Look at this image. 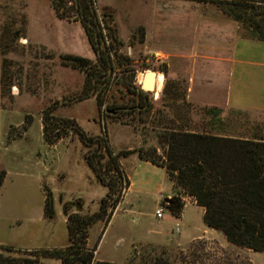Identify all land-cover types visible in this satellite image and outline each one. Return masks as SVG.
I'll return each instance as SVG.
<instances>
[{
  "label": "rangeland",
  "instance_id": "rangeland-1",
  "mask_svg": "<svg viewBox=\"0 0 264 264\" xmlns=\"http://www.w3.org/2000/svg\"><path fill=\"white\" fill-rule=\"evenodd\" d=\"M1 1L0 33L6 52L4 58L8 61L3 84V108L13 112L9 118L11 124L24 123L28 114L35 117V120L27 140L19 142L13 153L7 155L12 175H15L18 169L25 172L21 187L27 196L14 201L22 220L15 223V227L6 226L8 223L0 219V248L53 249L51 247L66 243L69 237L68 226L62 217V203L82 199L85 208L94 212L100 209L101 199L106 195L107 188L98 182L88 163L89 151L103 154L110 147L116 155L129 148L143 149L144 152L157 148L159 154H163L164 147L160 145L159 136L172 129H206L208 126L205 110L194 108L183 100L184 81H174L170 74L165 75L163 70H167L166 57L162 56L161 60L155 57L156 52L170 51L165 39L167 36L157 37L151 34L148 42L140 44L144 36L139 25L157 10H163L165 14L170 13V5H163L162 8V4H145L143 0H90V8L101 23L104 24L105 13L114 12L115 20L110 23V27L117 31L118 38L119 31L124 40L130 37L124 41L120 53L132 58L137 69L133 74L126 72L123 67H116L114 72L105 78L108 82L98 83V78L93 80L86 72L64 66L62 63L61 58L66 55L89 59L93 63L92 67L99 66L98 54L89 41L76 8L70 9L75 6L76 0L66 3V19L58 17L52 0ZM133 28L135 31L132 35L130 31ZM104 32L107 33V30L104 29ZM27 37L37 41L48 38L51 49L43 46V42L22 40ZM55 38L58 39L57 42ZM108 42L110 41L107 38ZM147 66H150V69H147ZM147 71L163 75L164 82L160 90L155 86L153 91L144 92L148 98L144 104L133 88L141 89L144 81L142 74ZM98 97L104 101L102 109L98 107ZM143 106L146 107L142 109ZM50 107L55 108L54 116L65 123H70L69 120L76 121L87 136L104 137L105 149L101 151L100 145L87 147L78 135L64 138L51 149L44 141L40 118L43 111ZM225 125L228 134L252 136L254 133L263 134L264 118H249L244 113L235 112L229 115ZM23 127L11 128L7 141L10 138L20 139ZM19 157L25 160L11 162ZM42 157H51L53 165L49 175H42L41 168L37 166ZM128 157H122L121 161ZM96 161L103 166V172L113 171L109 168V158L106 154L103 158H96ZM108 175L112 176V172ZM45 184L53 191L55 209L61 212L56 222L48 221L45 216ZM158 198L159 195L153 197V203L149 204L152 209L156 207ZM191 210L196 209L190 207L187 211ZM153 211L154 209L146 210V220L155 221ZM200 212L197 209L195 217L202 220ZM165 214L168 213L165 211ZM123 218L130 223H133L132 218L135 219L130 213L120 212L113 231L117 230V224ZM93 226L88 230V236L91 232L94 239L101 225L95 228ZM101 237L102 235L98 241ZM222 237L216 240L197 239L181 247L140 243L133 251L129 264H161L158 260L162 257L169 260V264H264V252L224 243ZM44 264L61 263L58 260L45 259Z\"/></svg>",
  "mask_w": 264,
  "mask_h": 264
},
{
  "label": "trees",
  "instance_id": "trees-1",
  "mask_svg": "<svg viewBox=\"0 0 264 264\" xmlns=\"http://www.w3.org/2000/svg\"><path fill=\"white\" fill-rule=\"evenodd\" d=\"M198 1L216 4L225 14L246 28L254 39L264 42V0ZM69 2L70 0H52L59 18H68L66 3ZM90 2L76 0L75 6L70 9L76 8L89 41L98 54L99 66L94 68L89 59L66 55L61 58L63 65L84 71L93 80L98 78V83L108 82L105 78L111 75L116 67H123L126 72L135 74L137 69L134 61L120 53L123 43L119 40L117 31L110 27V23L115 20L114 12L104 14L103 24L92 12ZM141 31L144 36V29L141 28ZM107 38L110 41L108 43ZM2 41L0 33L3 94L8 61L4 58L6 52ZM147 69H150V66H147ZM163 72L167 73V70ZM133 89L140 96V101L146 104L148 98L144 91ZM103 106L104 101L98 97L99 109ZM54 111L55 108L50 107L42 113L44 139L49 146L57 145L70 135H78L87 147L100 145L101 151L105 149L104 137L87 136L76 121L69 120L70 123H65L54 116ZM206 112L214 117L220 115V113L214 115V110ZM32 124V116H27L23 133ZM213 130L204 133L188 132L185 128L168 130L159 136L160 145L164 147L163 154H159L158 149L153 148L147 152L143 149L126 150L114 155V150L109 147L104 153L108 156L109 168L113 171L109 170L107 173L103 172V166L96 161V158H103L105 154L89 151L88 163L98 182L108 189L107 196L100 202L99 211L83 213L85 203L82 199L64 203L63 211L67 217L71 242L69 247L33 251L2 247L0 264H44L45 259L61 260L62 264H94L95 248L87 247L88 230L99 221L108 223L123 201L130 182L121 166V158L134 153H139L141 159L165 169L170 180L174 182L176 194L163 201V206L174 217H181L185 208L183 196H190L205 210V224L222 233L229 244L255 252H264V130L263 134L254 133L252 136L239 137L220 136L213 133ZM14 140L16 139L10 138L8 142ZM110 172L112 176L108 175ZM6 176V170L0 169V186ZM123 182L125 185L122 186ZM44 192L45 216L49 221H53L57 216L54 194L47 184L44 185ZM13 253L18 255L14 256ZM158 261L161 264H169V260L164 257Z\"/></svg>",
  "mask_w": 264,
  "mask_h": 264
},
{
  "label": "crops",
  "instance_id": "crops-1",
  "mask_svg": "<svg viewBox=\"0 0 264 264\" xmlns=\"http://www.w3.org/2000/svg\"><path fill=\"white\" fill-rule=\"evenodd\" d=\"M143 1H145V4L149 2L162 4V8H164L163 5H170L171 7L170 13L165 14L163 10H157L154 14L148 15L145 18L146 21L139 25L140 28L144 29V38L140 44L148 42L151 34H155L157 37L167 36L165 39L168 42L170 51L168 53H155L166 57L167 73L165 75L170 74L174 81L183 80L185 83V97L183 100L194 108L205 110V121L208 127L202 131L186 127V131L204 133L215 128L213 133L220 136L239 137V135L226 133V128H224L230 114L241 112L249 118H264V42L254 39L246 28L225 14L212 2L198 0ZM1 3L0 0V28L2 24ZM104 6L112 7L110 5ZM135 28L130 31L132 35ZM129 39L128 36L124 40L119 31V40L123 44L124 41ZM22 40L43 42V46L51 49L48 43L50 39L48 38L37 41L27 37V39L22 38ZM57 41L58 39H56ZM131 48L133 47L131 46ZM155 74L157 76L159 73L155 72ZM2 76L3 57L0 52V169H5L7 172L5 181L0 186V219L8 223L6 226L13 228L15 223L22 221L19 218V212L15 208L14 201L25 198L27 194L21 187L25 179V172L18 169L15 175H12L10 159L7 155L13 153L19 142L27 140L28 132L33 124L23 133L20 139L10 143L7 141L11 128L24 126L25 121L17 125L9 122L13 112L3 108ZM206 110H214V115L219 113L220 115L217 117L208 115ZM27 116L31 115L28 114ZM32 118L34 123L35 117L32 116ZM40 118L43 134V114ZM56 146L49 147L52 149ZM127 150L134 149L129 148ZM24 160V158L19 157L12 159L11 162H22ZM52 165L51 157H42L37 162V166L43 172L42 175L44 173L51 174ZM121 166L130 182V186L108 224L105 225L103 221H99L93 226L95 228L101 225L94 236L97 240L92 238L90 232L87 247L89 249L95 248L94 264L105 262L129 264L133 257V251L140 243L164 247H181L197 239L216 240L222 237L220 232L209 228L205 224V210L199 207L192 197L183 196L185 208L180 218L174 217L163 206L165 199H170L176 194L174 182L170 180L165 169L141 159L137 154H132L122 160ZM105 194L103 198L107 196L108 189ZM157 195H159V201H157L156 207L153 208L154 213L152 215L155 221L151 222L145 219L147 217L146 210H153L149 204L153 203V197ZM63 205L64 203H62ZM190 207L196 210L187 211ZM160 208L164 209V213L163 218L158 219L156 214ZM197 209L201 211L202 220L195 217ZM98 211L99 209L92 212L91 209L85 208L83 213ZM165 211L168 213L167 215ZM120 212L130 213L135 219L132 218L133 223H130L123 218L118 222L117 230L113 231ZM56 213V219L50 222H56L58 217L61 216V212L59 213L56 210ZM62 217H64L67 224V217L64 212ZM93 228H91V231ZM100 235L102 237L98 241ZM222 239L224 243H228L226 238L222 237ZM70 245L71 242L68 237L66 243L51 248L61 249ZM21 249L33 251L40 250L41 247H22ZM58 262L62 264L61 260H58Z\"/></svg>",
  "mask_w": 264,
  "mask_h": 264
},
{
  "label": "water",
  "instance_id": "water-1",
  "mask_svg": "<svg viewBox=\"0 0 264 264\" xmlns=\"http://www.w3.org/2000/svg\"><path fill=\"white\" fill-rule=\"evenodd\" d=\"M155 79V72L147 71L145 73L144 82L142 84L141 89L147 93L153 91L155 89Z\"/></svg>",
  "mask_w": 264,
  "mask_h": 264
},
{
  "label": "built area",
  "instance_id": "built-area-1",
  "mask_svg": "<svg viewBox=\"0 0 264 264\" xmlns=\"http://www.w3.org/2000/svg\"><path fill=\"white\" fill-rule=\"evenodd\" d=\"M155 57L158 59V60H161L162 59V56L160 54H155ZM144 75L145 74H142V80L144 78ZM141 84V83H140ZM142 85V84H141ZM163 213H164V209L163 208H160L158 211H157V218L158 219H161L163 218Z\"/></svg>",
  "mask_w": 264,
  "mask_h": 264
},
{
  "label": "bare ground",
  "instance_id": "bare-ground-1",
  "mask_svg": "<svg viewBox=\"0 0 264 264\" xmlns=\"http://www.w3.org/2000/svg\"><path fill=\"white\" fill-rule=\"evenodd\" d=\"M164 82V76L163 75H157L155 79L156 88L160 90L161 86Z\"/></svg>",
  "mask_w": 264,
  "mask_h": 264
}]
</instances>
